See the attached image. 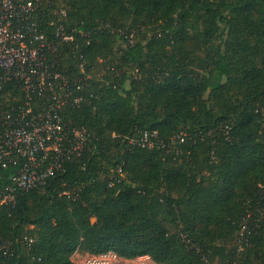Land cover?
<instances>
[{
  "label": "trees",
  "instance_id": "1",
  "mask_svg": "<svg viewBox=\"0 0 264 264\" xmlns=\"http://www.w3.org/2000/svg\"><path fill=\"white\" fill-rule=\"evenodd\" d=\"M23 1L83 83L62 117L88 137L0 206V264H264V0ZM141 131L164 146L129 144Z\"/></svg>",
  "mask_w": 264,
  "mask_h": 264
},
{
  "label": "built area",
  "instance_id": "2",
  "mask_svg": "<svg viewBox=\"0 0 264 264\" xmlns=\"http://www.w3.org/2000/svg\"><path fill=\"white\" fill-rule=\"evenodd\" d=\"M34 11L28 1L0 0V168L17 167L0 189V206H10L17 193L43 185L86 149L84 129L67 126L62 117L66 109L79 106L83 83L60 71L58 42L46 40L32 19ZM56 38L70 40L60 28ZM183 135L174 139L181 142ZM156 137L155 131H141L128 143L162 148ZM116 174L121 176L119 169ZM23 241L30 246L34 239ZM1 249L6 254L7 247ZM109 262L150 264L146 256L122 261L113 254L86 256L82 264Z\"/></svg>",
  "mask_w": 264,
  "mask_h": 264
},
{
  "label": "rangeland",
  "instance_id": "3",
  "mask_svg": "<svg viewBox=\"0 0 264 264\" xmlns=\"http://www.w3.org/2000/svg\"><path fill=\"white\" fill-rule=\"evenodd\" d=\"M118 45H120V42L117 40L115 42V47H117ZM173 231V228L170 226L169 227V232H172ZM87 255L81 253V252H75L74 254L71 255L70 259L71 261L74 263V264H82V262L84 261L85 257ZM107 260H110L109 258H107ZM110 264H115L113 262H109ZM151 264V262H150Z\"/></svg>",
  "mask_w": 264,
  "mask_h": 264
}]
</instances>
